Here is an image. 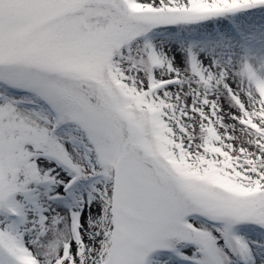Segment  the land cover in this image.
Listing matches in <instances>:
<instances>
[{
	"label": "snow or ice",
	"instance_id": "6c2138e0",
	"mask_svg": "<svg viewBox=\"0 0 264 264\" xmlns=\"http://www.w3.org/2000/svg\"><path fill=\"white\" fill-rule=\"evenodd\" d=\"M0 264H264V0H0Z\"/></svg>",
	"mask_w": 264,
	"mask_h": 264
}]
</instances>
